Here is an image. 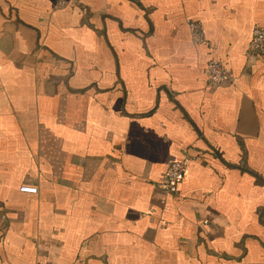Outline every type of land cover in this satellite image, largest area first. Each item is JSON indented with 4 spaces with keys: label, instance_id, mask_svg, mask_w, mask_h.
Masks as SVG:
<instances>
[{
    "label": "crops",
    "instance_id": "crops-1",
    "mask_svg": "<svg viewBox=\"0 0 264 264\" xmlns=\"http://www.w3.org/2000/svg\"><path fill=\"white\" fill-rule=\"evenodd\" d=\"M255 25L264 0H0V264H264Z\"/></svg>",
    "mask_w": 264,
    "mask_h": 264
},
{
    "label": "built area",
    "instance_id": "built-area-1",
    "mask_svg": "<svg viewBox=\"0 0 264 264\" xmlns=\"http://www.w3.org/2000/svg\"><path fill=\"white\" fill-rule=\"evenodd\" d=\"M62 3L58 4V7H63ZM185 25L187 27L191 42L195 45H207L206 38L203 33L202 25L191 19H185ZM245 57L248 61H255L259 57H264V30L259 26H253L251 30L250 39L245 49ZM203 74L206 76L210 85L218 86L226 83L230 80V76L224 65L217 59L211 58L205 64ZM189 159L184 158L182 160L173 161L167 168L162 189L165 193H174L179 183L182 182ZM19 191L26 194H36L37 189L34 187H20Z\"/></svg>",
    "mask_w": 264,
    "mask_h": 264
}]
</instances>
